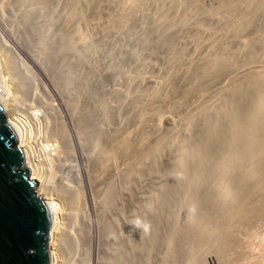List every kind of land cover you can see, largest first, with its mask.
I'll list each match as a JSON object with an SVG mask.
<instances>
[{
	"label": "bare ground",
	"instance_id": "6f19581e",
	"mask_svg": "<svg viewBox=\"0 0 264 264\" xmlns=\"http://www.w3.org/2000/svg\"><path fill=\"white\" fill-rule=\"evenodd\" d=\"M19 1H21L20 6L17 3L20 7L19 13L13 12L15 10L13 4L10 8L14 10H11L8 17L16 20L20 29L29 26L31 38H35L33 42H36L33 45L29 39L22 40L25 48L19 46L20 52L30 60V63L33 61L34 68L38 66L37 69L45 74L44 78L53 85L55 92L61 93L62 108L72 114L69 113L71 115L69 116L73 121L72 130L69 133L65 121L62 122V119L58 120L60 122L57 121V116L59 117L60 114L56 116L55 109L46 108V105L50 106V103H47L48 100L46 101L42 93H38V90H41V82L37 75L31 73L32 70H28L29 68L22 69L23 71L16 65L11 68L9 81L14 87V92L11 94L8 92V96L12 103L1 106L6 115L7 124L16 135L18 147L23 151L24 166L30 172V179L37 184L36 194L44 200L49 212L50 264H88L93 260L92 257L96 259L95 264H133V260L137 257L134 258L137 255L136 252L140 253L143 247L139 245L140 242L147 239L149 244L146 243L148 245L143 252L145 257H149L153 254L152 252H169L172 250L169 242H175L177 238L175 231H172L170 227H181L184 223V217L189 208L187 197L198 183L201 186L199 180L201 172L206 173L208 177L214 176L218 179L231 169L234 172V182L239 185L244 182L247 175L245 167H253L257 170V180L264 181V41H258L257 46L252 48L251 46L240 48L235 45L230 49L227 48V40H231L230 38L236 35L229 32L240 28L239 22L225 17L230 13L228 8L212 9L214 11L211 10L210 13L206 10L203 14L206 16L203 20H217V23L220 21L228 32L218 34L207 27L189 31L185 25H181L178 20L179 7L174 4L175 0L173 5L170 0L171 7L166 9V12L163 9L164 13H161L162 15L159 13V18L155 15L156 19H153L154 15L150 16L151 13L148 14V12H162L161 9L165 5L160 9L161 4L164 3L157 4L158 6L154 4L160 9L158 11L155 7L154 10L151 9L153 4L149 0H120V3L117 0H105L110 9L120 4L124 9V12L120 13L107 11L101 0H57L51 17L41 14L40 0ZM164 1L168 2V0ZM186 1L198 12L204 11L201 0ZM148 2L152 5L151 8L149 5L150 11L147 8ZM61 4L66 5V13L60 9ZM255 4H260V1L255 0ZM10 8L8 7V10ZM5 13L6 11L0 10L2 21L6 18L8 20ZM91 15L104 16L103 24L95 26L100 46L102 45L104 49L102 53L95 51L92 46H84L80 42L79 28H75L79 20L85 19L83 21L92 22ZM52 17H56L57 21H54ZM150 20H153V25ZM148 21L151 28L148 29L150 32L146 31V35L152 34L151 37H155L159 47L164 49L168 47L172 60L176 58L180 60L179 62L182 60L185 66L184 74H181L182 70L176 74L172 71L170 75L167 73L171 71L166 72L169 75L168 78H163V81L160 79L161 81H157L159 84L153 81L155 78L151 79L157 85L155 84L156 87L152 93L151 87L154 84L149 87L151 88L149 95H147L149 90L146 91L143 88L147 78L133 77L124 67H119L117 71H114L112 66L105 67L104 73L95 71L86 82H83L80 74L84 72L86 66L100 61L101 56L114 58L111 47L115 46L131 61H139L140 55L136 50L140 42L139 38L135 37L131 49V41L126 38L127 42H124L120 36L124 38L122 33L125 25L128 27L130 25V31L128 30L130 33L136 29L137 24L141 25ZM117 22L121 25L119 23L120 26H118ZM165 27H169L171 32L159 34L158 29ZM4 29L8 31L6 25ZM58 29L59 35L54 32ZM6 31L4 32L9 34ZM201 31L207 33L211 39L209 48L205 47L209 43H206L207 39L203 40ZM188 32L195 35L193 38L200 49L205 47V50H208L202 58L195 57L191 52L192 58L189 59L190 47H182L179 54L170 46V42ZM192 34L188 36H193ZM117 39L119 42L123 41L120 42L119 47ZM253 51L256 52L252 60ZM151 55L147 56L148 60ZM72 59L76 61L75 67L70 65ZM249 59L251 60L248 61ZM152 60H154L153 57ZM245 61L248 62L243 66L244 69L237 72L235 68ZM255 62L259 64L255 65ZM19 63L25 66L22 59ZM121 63L120 60V63L114 64L120 66ZM150 64L153 65L154 61ZM24 66L23 68L27 67ZM181 66L183 68V65ZM249 66L250 69H248ZM171 67L168 68L172 69ZM232 71L235 74L233 73L234 75L232 74L233 76L228 78L224 85L220 83L223 86L220 92L217 90L218 92L215 93L211 91L214 95L205 94V102H200L202 105L198 103L200 106L196 104L197 102L191 103L190 107L188 106V113L181 117V121L177 120L176 123L179 122V125L175 122L169 125L168 131H171L170 135L167 132L169 136L162 135V132L158 134L155 141L154 136L151 137L153 141L148 138L145 132L150 128L157 129L159 121L157 118L160 117L159 114L161 115L159 111L163 110L164 101L169 100L165 105L170 103L177 111L178 107H183L184 103L190 99L187 97L193 91L200 88L205 91L203 86L207 88L208 79L215 78L216 75L219 77V75L230 74ZM116 75L124 79L125 90L118 86ZM151 77H148L147 81ZM134 81L140 95L139 93L128 94V91L130 93V89L133 88L129 85ZM151 81L149 80L150 83ZM111 83L112 85H108ZM178 84L188 86L183 91V85L182 87L179 85L182 89L179 87L180 89L177 90L181 91H179L181 97H178L179 94L176 93ZM62 85H65L68 90ZM136 86L133 89H136ZM78 87L85 91L77 90ZM128 88L130 89L127 90ZM142 88L147 94L141 90ZM79 91L83 94L89 92L88 98L81 99L77 95ZM132 92L134 93V90ZM189 104L190 102L185 105ZM33 106L44 107L45 113L34 130L29 133L27 129L25 134L23 128L30 124L25 122L22 116L31 114L29 111L33 109ZM65 115L68 116V114ZM154 117L157 118L153 121ZM130 123L133 124V128L129 126ZM50 134L52 138H56L59 134L62 136L64 150L55 153L52 167L47 170L44 167L47 158L37 154L34 146L42 145ZM58 139L60 140L59 137ZM146 147L150 149L147 151L148 154L142 151L144 148L147 150ZM65 153L70 155L71 159L66 160ZM82 173L85 181H83ZM193 182L196 183L192 184ZM101 183H106V187H100ZM95 185L104 191H96ZM136 216L151 223L150 234L141 235L139 230L131 226V221ZM152 239L159 242L151 244ZM136 241L137 243L134 244ZM161 241L164 242L162 246ZM193 251L189 249L186 254L191 256L190 253Z\"/></svg>",
	"mask_w": 264,
	"mask_h": 264
},
{
	"label": "rangeland",
	"instance_id": "374dc122",
	"mask_svg": "<svg viewBox=\"0 0 264 264\" xmlns=\"http://www.w3.org/2000/svg\"><path fill=\"white\" fill-rule=\"evenodd\" d=\"M0 1H1L0 2L1 3V7H0L1 9L0 10L3 12L6 11V13L9 11L7 13V17L9 16L11 10L13 9V8H10V6L13 4L17 7V8H15V6L13 5V7L15 9V10L13 9L14 10L13 12L19 13V9H20L19 6L21 4V1L10 0L11 3L9 2V0H3V2H2V0H0ZM12 1L13 2L16 1V2L13 3ZM31 1H33V0H30V2ZM55 1H57V0H40L39 8H40L41 14L44 16L49 15L51 17V15L53 14V10L55 8V5H56ZM117 1H118V3H120V0H117ZM149 1L153 4V7H152V5H150V2H148L147 8H149V5H150V8L152 7L151 9H154V10L156 7V6H154V4L160 5L161 3H164V4H161L160 9L162 8L163 5H165V6H163L164 8L161 9L162 12L159 11L160 9L158 7H156V10L159 9L158 10L159 12H157V11L156 12L155 11L148 12V14L151 13V14H149L150 16L154 15L152 17L153 19H156L157 17L159 18V16H158L159 13H160V15H162L164 13L163 9H165V12H166V9L168 10L169 7H171V4H170L171 1L170 0H168V2L164 1V0H163L164 2L161 0H158L159 1L158 3L156 0H154L155 3L152 0H149ZM169 1H170V3H169ZM201 1H202V5H203L202 10L204 8V11L200 13L195 8H193L192 5H189L186 0H175L174 4L177 5V7H179V9H178L179 23L181 25H185V27H187L189 31L196 30L197 28L198 29H205L207 27V28H211V31H213V32L215 31L218 34L228 33L223 28V25L220 21H219V23H217L218 22L217 20H203L204 17H206L203 15L206 10L208 13L209 11L211 12L212 9H219V8L223 7L226 9L228 8V12H230V13L227 12L228 16L225 15V17L229 18L230 20L236 21L237 23L239 22L238 25L240 26V28L237 31L229 32V34H236V35L234 36V38H230L231 40H227V43H228L227 48L230 49V47L232 48L234 45L237 47H240V48H245L246 46H251V48H252V47L257 46L258 41H264V0H258V1H260V4H258V5L255 4V0H201ZM17 3L19 6H17ZM101 3L107 11H111L113 13L114 12H119V13L124 12V9L120 4H118V6L115 7L114 9H110L109 7H107L105 0H101ZM8 4H9V6H8ZM169 4H170V6H169ZM166 5L168 6L167 8H166ZM172 5H173V0H172ZM8 7L10 8V10H8ZM2 8H4V10ZM150 8H149V11L151 10ZM60 9L66 13V5L65 4H61ZM213 11L214 10H212V12ZM154 12L158 13V14H155ZM155 15H157V17H155ZM190 17L192 18V20ZM180 18H181V20H180ZM52 19L54 21H57L56 17H52ZM90 19L92 20L93 23L88 21V20L83 21L85 19L79 20L77 22V26L75 28H79V32L81 34L80 42L83 43L84 46H87V47L92 46V48L94 47L93 49L95 51H97L98 53H102V52H104V49H103L102 45L100 46L101 43H100V40L98 39L99 37H97L98 34L96 33L95 26H97V24H103L102 22L104 20V16L103 15L101 17L92 16ZM150 21H152L151 24L153 25V20H150ZM150 21H148V23L145 22L141 25L137 24L136 29L130 33H128V30L130 31V25H129V27H128V25H125L124 27L126 29L124 28L123 33H122L124 38L122 37V35L120 36L121 40L124 39L123 40L124 42H127L128 39L131 41V49L133 48L135 37L139 38L140 42H139L138 46L136 47L137 53L140 55L139 61H137V62L131 61L125 53L120 52L115 46L111 47V50L114 53V58L109 59V58H105V57L101 56L100 61L99 60L95 61L91 66H86L84 72L80 74V76L83 78V82H86L87 79H89L90 76L95 71L104 73L106 71L105 67H110V66H112V69L114 71H117L119 69V67H124L125 69L129 70L130 74L133 77L144 76L145 79L146 78L148 79V77L152 76L151 78H149V80L151 81V79L155 78V79H153V81L155 80L157 84H159V82H157V81H161V80L163 81L164 79L168 78L167 76L172 74V71H174L173 74L174 73L176 74V73H180L182 70L181 74L182 73L184 74L185 73L184 72L185 66H184V63L182 62V60H181V62H179L180 60H178L177 58L175 60H172L170 58L168 47L166 49H164L163 47L162 48L159 47V44L158 43L156 44L155 37H151L152 34H151V36L146 35V31L149 28H151L150 24H149ZM58 22H59V20H58ZM119 23L120 22H117L118 26L121 25V23H120V25H119ZM126 23L128 24V22H126ZM4 25L7 26L8 31H6L4 29ZM29 28H30L29 26H25L22 29L18 28V24H17L16 20H14V19L12 20V17L11 18L8 17V20L6 18L5 21H2V19L0 17V105H4L6 103L7 104L12 103L9 100V96H8V92L10 94L14 92V87H13V85H11V82L9 81V79L11 78L10 77L11 76L10 72L12 71L11 68H13L15 65L18 67V69L21 68V70L29 68L28 70H32L31 73H34L35 76L37 75V77L39 78V80L41 82V90H38V93H42V95L44 96L46 101L48 100L47 103H50V106H48L49 104H47L46 108L49 110H50V107L52 109H55V112L57 111L55 113L56 116L60 114L59 117L57 116V121L61 120V119H62V122L65 121L64 123L67 127V131L70 133L72 130L71 126H73V121H71L72 118L70 117L72 114L70 112H68L66 109H65V111L63 110L62 102H61V99L63 100V98H61L62 96H60L61 93L59 91L55 92L56 90L53 87V85L50 84V82L46 78H44L45 74L44 73L42 74V71L37 69L38 66H36V68H34L35 65L33 66V64H34L33 61H31V63H30L29 62L30 60H28V58L24 57L23 54L20 52L19 46H22L25 48L22 40L25 41L26 39H29L31 41V44H33V45H35V43H36V42L35 43L33 42L35 38L34 39L31 38V33L29 32ZM4 31H6L9 34H6ZM124 31H127V32H124ZM148 31L150 32V30H148ZM54 32H56L57 35L60 34L59 29L55 30ZM158 32H159V34H168L171 31H170L169 27H165L162 29H158ZM125 33H127V34L125 35ZM189 34H192V33L188 32V34L180 36L179 38H177V40H173L172 42H170V46L173 47L177 51V53H179V54H181L182 47H190L191 49L189 48V51H188V54L190 53L189 54L190 56L193 54L197 58H202L204 56V54L208 51V50L206 51L205 49L208 46H210L211 39H210L209 35L207 33H204L201 31V35L203 36V40L207 39L206 43H209V45L206 44V46H205L206 48L204 47V48H202L204 50H202L199 48V44L194 39L195 35L192 34L193 36H191V35L188 36ZM126 38H127V40H126ZM118 39H117V42H118L117 46L119 47L120 42H123V41L119 42ZM183 41L185 43H183ZM85 43L87 45H85ZM204 43H205V41H204ZM183 45H185V46H183ZM100 48H101V50H100ZM199 51H200V53H199ZM191 52H193V53L191 54ZM255 52L256 51H253L251 54L252 60H253V54ZM148 55H151V56H149V60L147 59ZM190 56H188L189 59L192 58V56L191 57ZM150 57L151 58L153 57V59H154V60H152V61H154L153 65L150 64L152 62ZM20 59H22V61L25 63V66L21 65L19 63ZM158 59L160 62L158 61ZM251 59H249L248 61H250ZM120 60L122 61L120 66H117L116 64H114V63H120ZM254 60H256V59H254ZM248 61L242 62L238 67H236L235 69L237 70V72H240V70L243 68V66H245L247 64ZM167 64H168V67L172 66L171 67L172 69H169L167 67ZM180 64L183 65V68ZM254 64L256 65L259 63L255 62ZM70 65L72 67H75V65H76L75 59L70 60ZM155 65L158 67H156ZM23 66L24 67L27 66V67L23 68ZM159 67H162V68H159ZM46 68H47V66H46ZM165 69L167 71H165ZM248 69H250V66ZM28 70H26V72H28ZM199 70H197V71H199ZM169 71H171V72L167 73V74H169V75H167L166 72H169ZM233 73L235 74V72L232 71V72H230V74L228 73L225 75H219V77H216L217 76L216 75L215 78H212V79H214V81L212 79H208L206 81L207 82L206 85H208L207 88L205 86H203L204 87L203 89L205 91H202V88L199 89L200 91L197 90L199 92L193 91L190 94V96L187 97L188 99L189 98L190 99L189 100L187 99L188 101L183 100L184 102L185 101H187V102L184 103L183 107H181V108L178 107L177 111L175 110V108L172 107V104L168 103L165 105V103H167L169 101L168 99H166L168 101H164V104L162 105L163 110L160 108L161 106L158 108L159 110L160 109L162 110V111L161 110L159 111V112H161V115L159 114L160 117L159 118H157V117L153 118V121L155 118H157V120H159L158 125H159L160 129L158 128V125H157L158 130L155 127L150 128L149 131L145 132L146 135L148 134V136H149L148 138H150L151 141H153V139L155 141L158 134L159 133L161 134L162 132H163L162 135L169 136L171 134V131H168L170 129V128H168L169 125L172 123L174 124V122L176 123L177 120L181 121V119H182L181 117H184L185 114L188 113V111H189L188 106L190 107L191 103L197 102L196 104L198 106H200V104L202 105V103L205 102L204 101L205 97H206L205 94L207 95V94H211L212 92L213 93L218 92V91L220 92L222 87H223L222 85L225 84V81L228 78H231L234 75ZM165 74H166V76H165ZM163 75L165 77H162ZM116 77H117L116 81L118 82V86H120V88H123L125 90L126 84H125L124 79H122L120 75H116ZM147 79L144 81V83L146 82L145 83L146 87L143 85V88L146 91L149 90V91H147L148 94L146 93V91L143 90V88L141 90H143L144 93L149 95L150 89L152 88L151 89V93H152V90L155 89L157 84L155 82L153 83V81H151V83H150L149 80L147 81ZM179 79H180V77H179ZM209 82H211V83H209ZM220 83L222 85H220ZM108 85H112V83L108 84ZM151 85H153L154 88H153V86L151 87ZM179 85L181 87L183 85V89ZM62 86L64 88L65 85H62ZM129 86H130V88H131V86L134 88V86H136L135 81H134V83L132 82V84H130ZM177 86H178V88L176 87V90L181 88L183 91H185L188 87L186 85H185L186 86L185 87L184 84H178ZM218 86L219 87L222 86V87L219 88ZM149 87H151V88H149ZM65 88L68 90V88L66 86H65ZM130 88H128L127 90H129ZM133 88H131L132 90L130 89V93L128 91V94H130V95H132V94L135 95V93L136 94L139 93V95L141 94L139 92V89H137V86L135 87L137 90L133 89ZM206 89L209 93L206 91ZM77 90L85 91L81 87H78ZM133 90H134V93L132 92ZM177 91H176V93L179 94L178 95V97H179L181 95V93H180L181 91L180 90H179L180 92L179 91L177 92ZM143 92H142V95H143ZM77 95H79V97L81 99L86 100L88 98L89 92L88 93L85 92V94H83L82 91H79L77 93ZM133 98H134V96H133ZM195 99H196V101H195ZM191 101H194V102H191ZM188 102H190V104L185 105ZM200 102H202V103H200ZM198 103H200V104H198ZM172 109H174L175 111ZM29 113H31V114H28V115L24 114L22 116V117H24L23 120L30 124L29 126L23 128L25 130V134H27V129L29 130V133H31L30 131L34 130V128L37 125V122L42 121V119H41L42 115L45 113L44 107H42V106L34 107L33 106V109H31L29 111ZM33 113L35 115H33ZM65 114H68V116L69 115L70 116L68 117ZM62 117H64V118H62ZM130 118H132V117H130ZM170 119H172V120H170ZM167 120H169L170 122ZM58 122H60V121H58ZM178 123H176V125ZM156 124H157V121H156ZM132 125L133 124H131V123L129 124V126H131V128H133ZM151 131L152 132L154 131L153 132L154 134ZM147 132H149V133H147ZM167 132L169 133V135L167 134ZM50 133H52V132H50ZM52 137L53 136H51V134H50L48 136V139L43 141L42 145H36L35 144V146H34V148H36L35 151L37 154L42 155L43 158H47L45 163H44V167L47 170H49L52 167V160H53V158L56 157L55 153H57V151L59 152L61 150L62 151L64 150V146H63L62 138H61L62 136H60V134H59V136H57L56 138H52ZM58 137L60 138V140L58 139ZM151 137H153V139ZM72 138H73V136H72ZM73 141H74V138H73ZM59 143H62V144H59ZM61 146L63 147V149ZM146 148H147V150L144 148L142 151L146 152L148 154L147 151L150 149L148 147H146ZM66 156H64L66 160L68 158L71 159L70 155L66 154ZM129 162H130V160H129ZM245 169L247 171L246 172L247 175L245 176L244 182H241V184H239V185L236 182H234V178H233L234 172L231 169L230 170L228 169L225 172V174L222 176H219L218 179H216V177H214V176L208 177L206 173L201 172L200 173V179H199L201 181V186H199L200 183H198V185L194 189V191L191 194H189L187 197L189 208L187 210L188 211L187 215L184 217V223L181 224V227L180 226L179 227H176V226L170 227V229L172 231H175V235L177 237V238L175 237L176 238L175 242H173V241L169 242V245H170L169 247L172 250H170L169 252H164V253L159 252V251H158V253L152 252L153 254H151L150 256L148 255L149 257H145L143 252L145 251L144 249H146L149 242H147L148 239L146 241L142 240V242L143 243L145 242V244H143L142 242H140V244L138 243L139 245H141L143 247H142L140 253H139V251L136 252L137 255H135L134 258L136 256L137 257L135 258L136 261H135V259L133 260V264H264V188H263L264 187V181L260 182L259 180H257V176H256L257 170L255 168L245 167ZM247 169L249 170V173H248ZM82 176H83V181H85L86 179H85L83 173H82ZM194 183H196V182H193L192 184H194ZM101 184H100V187H102V188H103V186H104V188L106 187V183H104V184L101 183ZM97 188H99V187H97ZM97 188H96V191L102 190L101 188H99V189H97ZM102 191H104V190H102ZM228 192H230V194H227ZM44 198L46 200H48L46 197H44ZM193 207H195V212L191 211V209ZM163 226H167V225H163ZM184 228H185V230L183 231ZM160 239H161V237H160ZM140 241H141V239H140ZM156 241L157 240L152 239L151 244H153V242L155 243ZM162 241H161V246L164 243ZM158 242H156V243H158ZM135 243H137V241L134 242V244ZM146 243H148V244L146 245ZM174 245H176L177 247ZM149 247H150V245H149ZM189 249L194 250L193 253H190L191 256L186 254V251ZM146 252H148V251H146ZM141 255L144 256V258ZM89 257H90V255H89ZM145 258H147V259L144 260ZM92 259L93 260H91V261L88 260V262L90 261L89 262L90 264H92V263L95 264L96 259H94L93 257H92Z\"/></svg>",
	"mask_w": 264,
	"mask_h": 264
},
{
	"label": "water",
	"instance_id": "95a60500",
	"mask_svg": "<svg viewBox=\"0 0 264 264\" xmlns=\"http://www.w3.org/2000/svg\"><path fill=\"white\" fill-rule=\"evenodd\" d=\"M0 105V264H50V216Z\"/></svg>",
	"mask_w": 264,
	"mask_h": 264
},
{
	"label": "clouds",
	"instance_id": "9594fccd",
	"mask_svg": "<svg viewBox=\"0 0 264 264\" xmlns=\"http://www.w3.org/2000/svg\"><path fill=\"white\" fill-rule=\"evenodd\" d=\"M192 212H195V207L191 209ZM131 226L135 227L137 230L141 232V235L150 234L152 225L150 222L144 220L143 218L136 216L131 221Z\"/></svg>",
	"mask_w": 264,
	"mask_h": 264
}]
</instances>
